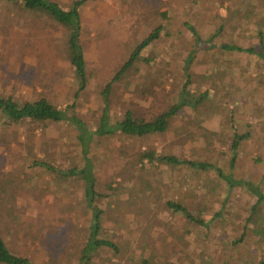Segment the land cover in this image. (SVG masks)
<instances>
[{
	"label": "rangeland",
	"instance_id": "rangeland-1",
	"mask_svg": "<svg viewBox=\"0 0 264 264\" xmlns=\"http://www.w3.org/2000/svg\"><path fill=\"white\" fill-rule=\"evenodd\" d=\"M53 1L67 9L74 0ZM211 1L220 3L84 1L78 8L79 39L91 76L76 98L77 83L66 59L67 33L72 29L46 12H27L17 4L0 1L1 95L18 101L44 95L61 107L73 102L76 114L90 127L96 126L103 84L165 10L164 20L171 34L144 49L146 54H154L151 65L141 64L139 71L113 85L111 118L120 117L125 106L151 116L176 101L184 85L196 94L208 91L196 108L183 107L161 134L139 138L116 133L103 136L99 142L101 138H95L96 178L103 181L97 184L105 192L97 201L102 209L99 237L115 243L118 250L102 246L93 253L89 264H140L146 256L151 264H161L166 255L175 264H251L264 257V239L259 234L264 230V203L256 207L259 223L253 216L245 221L256 201L247 188L229 189L223 180L219 182L213 170L195 171L185 165L165 164L149 168L137 153L144 149L173 153L208 161L229 172L230 136L235 130L247 132L232 171L235 178L256 183L264 192V59L216 49L204 55L196 52L186 81L185 56L191 37L182 22L187 18L205 37L213 33L218 16L224 14L223 6L229 5L234 13L239 10L246 16L253 10L252 5L245 8L241 0H224L217 9L210 6ZM235 18L229 19L223 34L215 35V41L256 46L254 29L237 23ZM126 80H130L127 85ZM119 147L126 148V152L120 153ZM78 151L74 130L66 121L5 124L0 120V187L5 186V191L0 188V212L3 207L11 212L6 216L2 211L6 216L2 236L12 251L43 264H77L89 232V210L73 178L64 180L33 161L66 169L79 162ZM118 162L121 165H116ZM131 163L137 164L133 167ZM126 167L130 171L124 187L114 193L105 189L104 182L116 185L120 178L115 175L117 169ZM141 188L147 195L144 200L139 197ZM167 199L185 203L192 214L203 220L208 221L217 209H221V214L205 227L173 212L164 205ZM142 200L147 207L132 204ZM176 233L183 234L184 239L177 241ZM240 236L241 240H237ZM182 242L187 253L181 250Z\"/></svg>",
	"mask_w": 264,
	"mask_h": 264
},
{
	"label": "trees",
	"instance_id": "trees-1",
	"mask_svg": "<svg viewBox=\"0 0 264 264\" xmlns=\"http://www.w3.org/2000/svg\"><path fill=\"white\" fill-rule=\"evenodd\" d=\"M3 1V0H0ZM11 2L12 4H17L23 9L27 10V12H46L47 15L54 18L56 21L63 24L67 28H71L70 32L67 34L66 40V59L72 69L73 77L77 83V88L74 92L75 98L78 94L85 89L88 77L91 76V73L88 71V63L84 56L83 47L80 43L79 32H80V16H79V6L86 0H74L67 9L60 6V4L53 0H4ZM220 3L217 4L216 1L213 3L210 2V6L214 8L221 7L224 0H217ZM233 1V0H229ZM237 1V0H236ZM242 4L245 8H249V5H252V12L249 16L245 15V12L240 13L239 10H231V6L226 5L223 6L224 14L219 15V22L217 26L214 28L213 33H210L203 37L200 35L196 29V27L190 23V21L186 18L182 22V25L186 27V29L190 33L191 37V45L188 49V52L185 56V75L186 81H189L191 72L188 70L189 65L194 59V54L196 52H200L204 55L206 51L209 50H218L227 51V54L232 53V51L236 53H246L251 56H255L257 58L264 59V2L258 0H247L245 3L241 0ZM206 9H210L207 8ZM216 16L215 14H212ZM166 10L160 12L159 20L157 23L150 28V30L144 34L141 40L134 43L133 48L129 52L127 58L123 59L119 64L114 67L113 75L109 76L106 82L103 84L102 89L100 91L101 94V103L102 107L100 108L98 123L94 127H90L86 120L76 114L74 111V103H69L65 107H61L58 104H55L49 97L41 96L36 99L30 100H22L18 101L14 99L10 95H1L0 94V120L5 122V124L10 123H19V122H37L43 123L46 121L51 122H62L66 121L69 123V127L74 130V139L76 141V145L79 147L78 156L80 158L78 163H73L71 167L66 169H55L52 164L46 161L34 160V165L45 166L49 170H53L56 173V176L62 179L73 178L76 181L77 187L80 191L79 195L83 199L86 204V207L90 213V224H89V232L85 244L80 250V254L78 256L77 264H89L93 257V253L100 247L106 246L110 249L117 251L118 247L115 243L110 240L99 237V232L101 229V215L102 209L98 206L97 201L105 196V192L100 190L98 184L103 182L99 181L96 177L97 167L94 163V145L93 141L96 137H99L97 142L103 140L107 135L119 133L126 137H139L146 138L152 135H158L165 132L169 125L170 121L174 118V116L185 106H191L196 108L206 97L208 91L199 92H191L188 89H185V85L183 88L179 90L178 98L173 103H169L165 106V108L156 112L151 116H144L134 111L133 107L125 106L123 113L118 118H111L109 108L111 102V91L113 85L121 80L124 76L129 73H135L140 70V65H151V61H154V54L148 52L147 54L144 52V49L149 45H152L158 40H162L165 35L169 36L171 34V28L167 25V22L164 20L166 17ZM235 16V20L237 23L242 22L246 26L252 27L255 31V40L256 46H246L237 41H215V35L223 34L226 30V23L230 24V18ZM164 31V33H162ZM205 61L206 58H202ZM190 63V64H189ZM141 75V73H138ZM130 80L125 81V85L129 83ZM248 136L247 132L238 133L233 132V136L231 137L230 150L228 152L227 164L230 167L229 172H225L220 166L210 163L205 160L199 159H189L182 157L180 155H176L173 153H158L152 149H144L138 151V157L142 161V164L147 167H156L160 164H165L167 166H177V165H185L190 169L198 170H213L214 175L217 178L224 181V185L229 189H232L235 186H244L247 188L252 194L256 196V201L251 207L252 214L249 213L245 219L248 221L253 216L255 223H259L257 220L258 212L256 211V207L259 203H264V192L260 189L259 185L253 183L249 180L235 178L234 172L232 169L235 167V161L238 155V148L240 146V142ZM126 148H118L120 153H125ZM97 160V159H96ZM129 162V161H128ZM133 167L136 166L137 163H131ZM116 165H121V163H117ZM136 168H140L137 165ZM124 169V170H121ZM119 170L115 175H118L120 178L116 185H112V181H105L104 188L113 190H117L119 187H124L126 181H128L129 171L128 167L119 168ZM97 173V174H96ZM144 179V177H141ZM64 179V180H65ZM98 181V182H97ZM146 185L149 187V181L145 179ZM218 181V180H217ZM98 183V184H97ZM220 184V183H219ZM0 187L5 191L4 184H1ZM141 194L140 198L143 200L147 197L145 195L143 188L140 189ZM157 198L159 195H156ZM132 202L133 205L141 203L143 207H147V204L144 201ZM147 201V200H145ZM223 203V204H222ZM221 205H224V201ZM0 205L2 203L0 202ZM150 205V204H149ZM148 205V206H149ZM164 205L168 208H171L173 212L179 213L189 222H193L195 224H200L205 227H209L213 218L219 217L221 214V209H217L214 214L210 217V219L203 220L200 216H196L190 212L187 208V205L182 202H175L173 200L167 199L165 200ZM5 210H4V209ZM1 212L11 213L10 210L6 211V208L3 207ZM12 211V210H11ZM251 211V210H250ZM0 212V213H1ZM2 212V213H3ZM0 217V264H43L41 262L32 261L30 258L21 255L17 252L12 251L6 244L4 237L2 236V228L6 225V216L5 214H1ZM260 235L264 239V230L259 231ZM183 234L174 235V238L177 241H182L184 239ZM241 236L238 237L237 240H241ZM63 243V242H62ZM178 243V242H175ZM178 246L174 244V246H178L181 250L187 253L186 246ZM177 251H180L179 248H176ZM150 257H143L140 261V264H151ZM161 264H175L174 261L170 260L169 256H164ZM251 264H264V257L259 260L252 262Z\"/></svg>",
	"mask_w": 264,
	"mask_h": 264
}]
</instances>
